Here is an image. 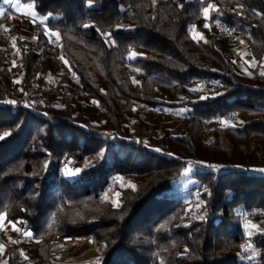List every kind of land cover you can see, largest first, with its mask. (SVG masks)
<instances>
[{"label":"trees","instance_id":"obj_1","mask_svg":"<svg viewBox=\"0 0 264 264\" xmlns=\"http://www.w3.org/2000/svg\"><path fill=\"white\" fill-rule=\"evenodd\" d=\"M19 1L32 2L59 35L47 70L60 79L72 75L73 95L86 94L103 120L91 122L82 104L36 107L11 97L7 37L0 35V215L35 243L56 233L91 236L103 245L97 264H264V229L247 237L238 216L264 210V172L255 166L264 163V0ZM209 5V24L243 36L251 73L232 70L218 35L192 37ZM11 12L0 14V25ZM16 42L23 96L31 97L39 92L32 88L42 61L37 48L45 52L47 40L39 33L35 47ZM202 79L219 90L200 88ZM144 108L188 109L184 132L166 136L160 151L150 149L153 126L139 116ZM235 114L244 124L218 125L206 141L205 123ZM131 115L137 119L126 137ZM72 165L81 171L68 179L62 170ZM188 166L199 216L172 191ZM117 177L130 181L119 187L118 207L104 198ZM50 252L43 245L20 259L9 246L4 264H51Z\"/></svg>","mask_w":264,"mask_h":264},{"label":"rangeland","instance_id":"obj_2","mask_svg":"<svg viewBox=\"0 0 264 264\" xmlns=\"http://www.w3.org/2000/svg\"><path fill=\"white\" fill-rule=\"evenodd\" d=\"M2 6L8 8L12 12L9 15V19L0 25V35L6 36L5 47L6 54L8 58L12 54L15 56L14 61L9 62L6 60L9 68L12 72V95L13 98H24L27 102H35L36 107H42L44 104H53L55 107H60L68 103L71 106H76L82 104L85 107L86 116L93 123H101L102 116L100 108L93 102L92 99L88 98L86 94H80L77 96L73 95L72 90L77 86L76 80L72 75L64 79H60V76H53L47 70V61L53 53L54 46L58 41L59 35L56 33L50 32L46 26L45 22L48 17H40L36 14L34 9V4L32 2H24L19 0H2L0 5V14L4 13L5 10H2ZM15 13V14H14ZM208 15L205 16L204 20L194 25L191 29V35L196 40H204L209 36L218 35L223 42L224 38L214 24L208 23ZM205 25H208L206 27ZM43 33L47 40L48 49L44 52V46L38 47L37 50L42 52V61L37 69L36 75L32 79V88L33 90H39V92L31 97H24L23 82L21 78L20 70V60L17 53V42L19 39L22 44L27 48L35 47L37 41V35ZM231 48L232 51L228 52V49ZM223 52L227 53L232 60V70L240 74H249L254 66V61L250 54L248 53L244 39L242 36H233V42L227 44L226 42L223 45ZM135 57L137 52L133 50ZM132 53V54H133ZM131 54V56H132ZM237 54H244V57L239 58ZM134 57V58H135ZM132 58V59H134ZM264 66V59L262 61ZM70 68H68V71ZM69 73V72H68ZM133 82L136 81V75L132 76ZM195 90V87H192ZM216 90H219L217 88ZM203 91V90H202ZM201 96H204V92L201 93ZM168 102L178 101L175 97H166ZM142 109V108H141ZM140 109L139 116H142L145 120L152 123V138L147 143V146L150 149H160L163 145L164 138L170 134L180 135L184 132L186 123H183V120L187 116L188 109L185 108H176L175 110L163 109L161 110H149V109ZM138 112V111H137ZM137 119L136 116H130L129 122L124 124V136L130 137L133 135L132 123ZM233 120V123H231ZM246 121V118L241 115H232L226 120H214L210 123H205V135L206 141H210L212 138V132L216 126H228L230 124H235L236 126H241ZM120 154L124 153V150L119 151ZM257 169H262L264 163H259L255 165ZM79 169L77 165L65 166L63 168V175L66 171H74ZM186 169L189 170L186 173ZM180 177L172 183V191L178 193V196L183 200L187 206V211H191L192 214L199 216L200 207H199V192L196 190L195 181L193 180L194 169L193 166H188ZM68 178V177H67ZM73 179V178H68ZM130 185V181L123 177H117L113 179L111 187L107 190L104 195L105 199L111 200L113 203H118L119 201V187ZM0 264H4L5 261L3 256L6 252L7 247L13 246L10 245V241L13 238H18L22 230L19 229L15 224L7 222L4 218V215H0ZM264 228V215L256 216L249 220L247 227L245 228L247 237L251 236L254 232L260 231ZM23 234V233H22ZM51 238V237H50ZM49 238V239H50ZM48 239V240H49ZM47 240V241H48ZM32 241V240H31ZM43 241L39 243L30 242V245L38 248L39 246L48 245ZM24 244V242H22ZM96 247L100 249L101 244L96 243ZM26 245V244H25ZM50 246V245H49ZM247 246V245H246ZM248 247V246H247ZM51 248V247H50ZM35 249L33 250H24L21 256H18L20 259H31L34 257ZM51 254V252H50Z\"/></svg>","mask_w":264,"mask_h":264},{"label":"built area","instance_id":"obj_3","mask_svg":"<svg viewBox=\"0 0 264 264\" xmlns=\"http://www.w3.org/2000/svg\"><path fill=\"white\" fill-rule=\"evenodd\" d=\"M2 10H6V7H2ZM217 28L221 32L225 42L231 44L233 42V32L231 29H227L223 25H218ZM241 36V35H240ZM243 38V36H242ZM232 49L229 48L228 52ZM15 56L12 54L8 58L9 62L14 61ZM199 87L203 89H215L220 87L216 82L202 79L198 82ZM35 104V102H32ZM233 123V120H231ZM264 215V210H240L238 216L243 228H246L250 219ZM32 239L29 236L21 235L18 238H13L10 241V245L16 247L17 255L21 256L24 250H34L36 247L30 245ZM24 242V244L22 243ZM26 244V245H25ZM51 247V254L49 256V262L51 264H97L101 261L100 252L103 249V245L100 249L96 247V242L91 236L75 237L70 235H64L62 233H56L51 236L47 241Z\"/></svg>","mask_w":264,"mask_h":264},{"label":"snow or ice","instance_id":"obj_4","mask_svg":"<svg viewBox=\"0 0 264 264\" xmlns=\"http://www.w3.org/2000/svg\"><path fill=\"white\" fill-rule=\"evenodd\" d=\"M6 2H7V0H6ZM211 8H212V5H209L208 7H206V8L203 9V12H204L205 16L208 15V13H209V11H210ZM84 26L85 27H89V25H84ZM205 26L208 27V25H205ZM105 39L107 41V39H108V35L107 34L105 35ZM134 57H135V53H133L132 56L129 57V59H132ZM261 75H264V72H262ZM9 103L15 104L16 102L15 101H9ZM7 135H8V133H5V136H7ZM155 151H160V150L159 149H155ZM169 155H171V154H169ZM200 166L201 167H207V168H209V169H211L213 171H220L221 170L220 169V166L212 165V164H205L203 162H201V165ZM250 170L256 171L255 169H250ZM80 171H81L80 169H75L74 171H66L65 172V175L68 178H74L76 175H78L80 173ZM188 171L189 170L186 169V173L185 174H187ZM259 171L264 172V169H260ZM205 191H207V189H205ZM117 195H119V194H117ZM114 205L117 206V207L119 206L118 203H116V202H114ZM0 218H2V217H0ZM201 219H203V217H201ZM23 235H26V236H29L30 237L32 235V233H30V232H24Z\"/></svg>","mask_w":264,"mask_h":264},{"label":"crops","instance_id":"obj_5","mask_svg":"<svg viewBox=\"0 0 264 264\" xmlns=\"http://www.w3.org/2000/svg\"><path fill=\"white\" fill-rule=\"evenodd\" d=\"M15 14V13H14ZM238 55V57L239 58H241V57H244V54H237ZM253 68V67H252ZM251 73V72H250ZM60 106H62V103L61 104H59ZM264 229V228H263ZM263 229H261V230H263Z\"/></svg>","mask_w":264,"mask_h":264}]
</instances>
